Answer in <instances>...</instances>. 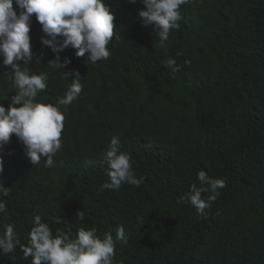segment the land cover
Listing matches in <instances>:
<instances>
[{"label": "trees", "instance_id": "obj_1", "mask_svg": "<svg viewBox=\"0 0 264 264\" xmlns=\"http://www.w3.org/2000/svg\"><path fill=\"white\" fill-rule=\"evenodd\" d=\"M0 41V264H264V0H0Z\"/></svg>", "mask_w": 264, "mask_h": 264}, {"label": "clouds", "instance_id": "obj_2", "mask_svg": "<svg viewBox=\"0 0 264 264\" xmlns=\"http://www.w3.org/2000/svg\"><path fill=\"white\" fill-rule=\"evenodd\" d=\"M46 3H47V1L44 4H46ZM181 4L182 3H175V4H167V5L169 7L173 8V7H177ZM82 23L83 22L80 21V27L82 26ZM79 36H81L80 31H79V34L77 37H79ZM3 43H4V41H0V44H3ZM18 65H19V61L13 60L10 62L9 67L12 70H16ZM3 71H4V68H3ZM39 81L41 84L39 82L35 81L37 83V86H34V85H32V82H34L33 80H30V79L23 80L22 76H20L17 78V81L15 83L26 94H31L34 97H38V95L40 97H42V94L51 90L52 86H50L47 83V76H45V75H39ZM257 90L258 89H256V91ZM256 95H258V92L254 96L247 98V101L251 100V102H249V103H253V100L255 99ZM43 104H46V102H44ZM121 106H122V103L119 104L118 113H119ZM118 113H117V115H118ZM115 119H116V117L114 119H112L110 122L104 123L101 127L105 128L107 131H109L111 129L112 124H113ZM32 141H33V139L30 138L29 143H31ZM108 142L116 143V135L111 134ZM35 148L36 149H34L35 150L34 158H36V159L33 161H31L30 159L26 160V162H25L26 167L34 168V170L37 172H42V173L45 172L47 175H52L53 176L52 184L58 185L60 187L63 184L64 178L68 174H73V172L70 170V168L68 166L64 167L57 162L58 157L60 155H57L55 153H51L53 151V148L47 147L48 148L47 152H42L43 147H41V145H39ZM108 148L109 147L106 144L104 146L103 150L107 151V150H109ZM31 152L32 151L30 149H25L23 153L16 154V156H22L25 153L30 154ZM12 155H13V152H7L6 153V156H8V157H11ZM6 165L9 166L10 163L7 162ZM2 166L3 165H0V167H2ZM13 173H15V170H13ZM4 182H5V179L0 177V189L2 188V184ZM11 237L18 238V237H20V235L18 234L17 231H15V232L9 231V229L7 228V224L0 226V245L7 243ZM23 238L25 239L26 242H30V243H35L37 240H43L39 235H37L35 233H30V231H26ZM45 257H46V245L44 244V246H42L40 248V255L38 256V258H36V260L34 261L33 264H48ZM65 262L66 261H64L61 264H65ZM89 262L91 264H104L100 259H98L96 257L91 258L89 260ZM79 263L80 264H87L86 262H84V263L79 262Z\"/></svg>", "mask_w": 264, "mask_h": 264}]
</instances>
